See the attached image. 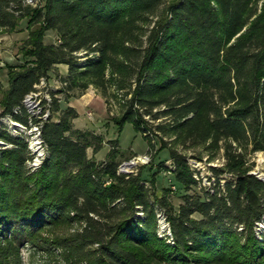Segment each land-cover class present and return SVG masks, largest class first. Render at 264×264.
<instances>
[{
	"label": "trees",
	"instance_id": "trees-1",
	"mask_svg": "<svg viewBox=\"0 0 264 264\" xmlns=\"http://www.w3.org/2000/svg\"><path fill=\"white\" fill-rule=\"evenodd\" d=\"M163 4L0 0V30L22 20L29 30L20 48L26 62L10 66L0 98V264H25L28 245L64 249L82 264H264V179L248 159L264 151V0ZM49 30L58 43L45 42ZM54 70L61 87L49 89L36 117L25 98ZM90 86L121 97V115L112 118L119 131L131 123L151 146L154 133L223 149V165L210 167L212 185L171 148L172 165L161 166L186 189L176 207L171 189L153 193L155 174L149 185L140 172L119 171L118 139L108 141L105 159L89 157L104 138L75 128L80 113L59 96L69 100ZM161 117L167 121L153 128L149 118ZM5 118L38 128L46 148L38 167L30 166L35 155L24 131L12 134ZM74 224L80 228L57 245L37 238Z\"/></svg>",
	"mask_w": 264,
	"mask_h": 264
},
{
	"label": "rangeland",
	"instance_id": "rangeland-1",
	"mask_svg": "<svg viewBox=\"0 0 264 264\" xmlns=\"http://www.w3.org/2000/svg\"><path fill=\"white\" fill-rule=\"evenodd\" d=\"M164 4L162 8H166L174 0H163ZM29 2V1H28ZM42 0H31L30 4L40 5ZM27 20H22L19 27L13 31L0 30V98L2 97L3 90L8 86V69L10 66L22 65L26 62V57L20 53V48L24 40L28 37L29 30L27 29ZM45 42L58 43L59 37L53 30H49L45 35ZM65 65H59V72L64 74L67 72ZM61 87L59 83V77L56 71H51L49 77L45 78L43 83L37 85L35 91L36 101L38 103L34 108L28 107L30 113L36 117H40L43 113L42 108L44 106V100L49 96V89H59ZM62 97L61 105L63 107L72 105L79 111L80 116L75 120L74 127L84 130H92L104 138V147L97 153L93 152V148L88 149L89 157L96 160H102L106 158L107 153L111 148V144L108 142L112 139H118L120 148L122 149L123 156L120 157L122 161L120 165L124 163H136L133 167V173L140 172L142 178L147 179L150 185V179L155 174V185L152 189L153 193L158 196H162L165 188L171 189L169 191L170 200L178 207L182 202V195L186 193V189L183 185L175 181L174 174L165 169V166H161V163L165 162V165H172L170 159L169 150L171 148L177 149L181 153L187 156L191 166L197 172L198 177H201L203 183L207 186L212 185L214 178L210 169L211 166H222L224 163L223 149L220 150H207L206 145L189 146V143H183L177 140L174 136L165 135L161 140V135L151 134V140L153 146L150 145L148 140L144 138L141 132H137L131 123H127L122 131H119L117 124L112 119L118 117L122 112V105L120 96L116 97L110 95L108 98L103 96L102 92L95 86H90L87 91L79 96L68 99ZM150 119L153 128L159 123H165V117L159 119ZM8 126L10 132L14 135L21 133L27 137L29 141V148L34 153L35 157L31 162L38 163L42 161L46 155V148L41 143V137L38 128L31 123V126H26L20 122L13 121L12 119L5 118L2 120ZM21 129V130H20ZM164 142V144H163ZM167 145V148L162 150V145ZM2 145V144H0ZM148 155L150 160L147 163L137 161V157ZM248 159L250 163H253L252 172L264 179V151L256 153H248ZM41 163V162H40ZM130 170V169H129ZM224 179L230 178L229 174L221 176ZM199 216V215H197ZM160 232L166 233L164 224L160 220ZM80 228V224L74 225H59L56 227L45 229L37 235L38 239H46L51 241V245H57L61 237H68L72 235L77 229ZM258 230H264V220L259 223ZM55 241V242H54ZM37 248L28 245L23 250L25 264H82V260L75 259L73 256L64 252V249L58 248L52 251L36 250Z\"/></svg>",
	"mask_w": 264,
	"mask_h": 264
},
{
	"label": "built area",
	"instance_id": "built-area-1",
	"mask_svg": "<svg viewBox=\"0 0 264 264\" xmlns=\"http://www.w3.org/2000/svg\"><path fill=\"white\" fill-rule=\"evenodd\" d=\"M27 1L30 2L31 0H27ZM44 80H45V78H43L41 80V83H43ZM36 96H38V95H37V93L35 91L31 92L30 94H28L26 96L25 103H26V105L28 107L34 108L35 106L38 105V103L36 101H34L36 99ZM48 96L49 97L47 99L50 100V94H48ZM40 109H42V111H43V107L40 108ZM48 112L49 111H46L44 113V115H43L44 118L48 117ZM149 160H150V157L148 155L137 157V161H142V163H147ZM35 161H37V160H35ZM35 161L33 162V166H34L33 168L38 167L41 164L40 162H42V161H38V163H37ZM135 165H136L135 161H134V163H129V164L128 163H124L123 165H120L119 171L120 172H124V173H132L133 172V167ZM159 216H160V220H162V224H164V229L168 230L169 226H168V223L166 222V218L163 216V214H160Z\"/></svg>",
	"mask_w": 264,
	"mask_h": 264
},
{
	"label": "crops",
	"instance_id": "crops-1",
	"mask_svg": "<svg viewBox=\"0 0 264 264\" xmlns=\"http://www.w3.org/2000/svg\"><path fill=\"white\" fill-rule=\"evenodd\" d=\"M67 69V66L65 67ZM65 74V73H64Z\"/></svg>",
	"mask_w": 264,
	"mask_h": 264
}]
</instances>
